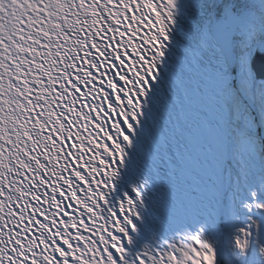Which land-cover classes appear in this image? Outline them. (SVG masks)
<instances>
[{
    "label": "snow or ice",
    "instance_id": "6c2138e0",
    "mask_svg": "<svg viewBox=\"0 0 264 264\" xmlns=\"http://www.w3.org/2000/svg\"><path fill=\"white\" fill-rule=\"evenodd\" d=\"M0 264H264V0H0Z\"/></svg>",
    "mask_w": 264,
    "mask_h": 264
}]
</instances>
